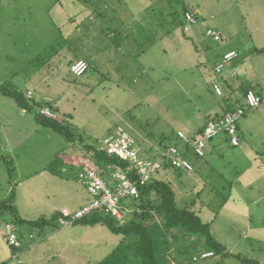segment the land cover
<instances>
[{
    "label": "rangeland",
    "instance_id": "374dc122",
    "mask_svg": "<svg viewBox=\"0 0 264 264\" xmlns=\"http://www.w3.org/2000/svg\"><path fill=\"white\" fill-rule=\"evenodd\" d=\"M186 6H197L200 14L189 32L182 28L185 23L182 8ZM228 7L234 10L220 14L219 9ZM215 9L218 12H214ZM213 12L220 15L214 25L236 22L234 29L241 28L238 6L233 0H0V85L24 95L31 91L33 99L44 105L51 101L61 119L70 114L75 133L83 142L92 137L102 141L119 126L142 142L149 138L153 143L171 145V135L180 129L187 130L193 116L204 117L222 109L208 83L209 71L217 64V59L210 51L200 49L197 40L192 38L194 32V37L197 35L199 41L206 42L202 46L211 44L210 48L216 44L204 36L202 26L210 23L207 17ZM234 29L229 27V30ZM50 49V54L44 56ZM79 58L86 61L88 70L81 77H75L68 66ZM184 85L186 93L181 90ZM16 114L22 115L15 101L0 93V117L11 120L6 127L0 121V148L8 145L6 138H11L10 144L14 142L12 137L19 135L22 167L34 169L49 157L50 166L55 152L72 157L77 149L82 151L81 144H74L72 148L58 133L37 125L32 113L27 112L20 119ZM193 158L189 154L187 159L189 162L197 160ZM0 164L3 166L2 160ZM60 171L59 177L65 180L64 195L59 194L57 186L37 188L35 185V202L41 213L28 218L30 221L51 217L53 206L71 208L76 200L67 195V189L74 188L84 198L88 196L75 165H65ZM42 175L49 178L47 173ZM158 177L156 174L154 178ZM6 178H0V205L6 199L8 185L14 188ZM172 186L177 197L178 186ZM28 188L27 185L19 188L21 209L25 206ZM206 191L200 195L203 201L207 199ZM50 193H55L54 198L43 203L42 195L51 196ZM5 209L3 207L0 217V261L11 248L5 243V223L11 222L16 231L20 230ZM53 223L43 233L39 227H30L36 243L38 237L55 233ZM74 229L75 233L65 232L66 235L59 238L42 240L36 253L27 249L33 243L28 236H24L25 245L21 249H11L15 250V255L21 254V264L32 263L36 254L46 258L63 252L65 257L39 259L33 264H82L80 258L101 260L109 253L112 242L105 227L86 228L85 233L80 227ZM87 235L89 245L85 241ZM105 239L109 242L106 245ZM230 247L249 258L264 260V249L258 246L250 244L240 249L231 244ZM210 261L212 259L201 260L196 264ZM221 264L239 263L232 258L222 259Z\"/></svg>",
    "mask_w": 264,
    "mask_h": 264
},
{
    "label": "crops",
    "instance_id": "0c3cea01",
    "mask_svg": "<svg viewBox=\"0 0 264 264\" xmlns=\"http://www.w3.org/2000/svg\"><path fill=\"white\" fill-rule=\"evenodd\" d=\"M233 2L238 6V15H240L242 23L239 30L234 29L237 24L236 22L214 25L216 17L220 16L219 13H214L218 12L217 9L207 17V19L210 20V23L205 26L202 24V26L205 27L204 36L206 35L207 30H212L221 36L220 42L222 45L218 43L219 41H215L213 38L206 36V38L208 37L207 39L216 44L212 45L213 47L210 48L209 46H211V44L202 46L206 42L203 39H200L199 41L197 35L194 37L195 33L192 32V38L195 41L197 40L199 48L208 50L215 55V58L217 59V64L215 63L216 65L221 62L223 56L227 53L235 52L237 54L234 59L226 64V69H224L225 72L223 75L220 74L218 77L223 97L217 96L213 92L212 87L210 90L215 101H218L220 104V109H222L221 111L214 109L215 114L219 115H209V113H207L204 117L193 116L187 130L180 129L177 130L175 135H171L172 141L170 144L179 148L183 147L181 140L177 137L178 132H183L188 137L196 136L201 132L208 118L222 116L228 111L229 104L231 103H233L234 106L237 104H244L243 90L250 89L255 91L262 98V105L253 111L250 110L251 112H246L247 114L240 121L238 146H232L226 135H218L208 141L205 156L203 158L195 157L197 160L191 162L194 168L192 172H160L157 179H166L171 183L174 182L172 183L173 185L178 186V192H180V195L178 194L179 198L178 196L175 198L178 207L179 204H181L182 207L179 208L190 209L203 223L208 224L211 236L216 242L224 246L228 253L232 255L238 254L249 258L242 255L239 252L240 250L234 251L230 246L231 244H235L241 249L244 246L252 244L258 246L261 250L264 249V0H233ZM185 8L194 12V16L198 22V18L200 17L199 8L197 6H186L183 7L182 10L184 11ZM219 10L221 14L222 12L226 13L228 10H234V8L230 9L228 7L226 10ZM229 27H232L234 30H229ZM224 49L227 50L224 51ZM76 60L83 59H75L74 62ZM213 68L208 74V83L210 86L215 78ZM181 90L183 93H186V85L182 86ZM20 110L22 115H15L18 119L25 117L27 114L26 111L22 109ZM212 113H214L213 110ZM67 116L71 115L69 114ZM0 121L3 123V126L6 127L8 124L7 122H10L11 120H3L2 117H0ZM118 130L127 133L124 128L117 126L116 130L112 132L110 131L104 140L101 141L100 139L92 137V139L88 138V142H97V145H100L101 142L104 143L110 135L115 134ZM127 134L135 141L136 151L145 159H158L162 147L169 146L163 144V142L153 143L149 138L144 139L145 141L142 142L131 136L129 133ZM18 136L19 135L13 136L12 140L14 142L10 144L9 140L11 138H6L5 140L10 147L6 144L4 148H0V160L3 161V166L0 164V178H2V176H5L6 178L7 175L6 180L14 186V188H12L8 185V191L5 193L6 199L4 202L7 200L8 207H10L14 217L12 214L10 215L13 217V220H15V223L18 224V228L20 227V230L16 231V233H18L19 237L22 239V247L25 245L24 236H28V239L33 240V243L29 245V247L27 246V249H33L36 253L40 245L39 243L42 240L59 238L63 234L66 235L65 232L75 233V227H80L83 233H85L84 231H86V228L93 229V227L97 226H81L79 224H74L71 228H64L59 225L58 219L60 217L55 219V216L61 215L62 217L66 214L72 215L90 201L89 194L84 198L82 195L75 192L74 188L72 190L67 189V195L73 197L76 200V203L72 204V207L69 209L67 206H53L50 211H54V214L49 218H43L48 221L49 224L41 228L40 230L42 232L40 233L45 232L53 221L54 223L52 225H54V228L56 229L55 233H47V235L42 238L38 237L37 243L34 241L36 237L34 231L30 229L32 226L21 224V221L30 222V219L28 218L36 217L41 213V211H37L38 208L35 202V199L37 198L35 197L37 196L35 193V185L37 188H39L40 185H45V187L50 184L57 186L59 188V194L64 195L62 185H64L65 180L48 171L49 162L51 161L50 157L40 162L39 164L42 165L39 167L34 166V169H26L22 167L21 141L19 140L20 137L17 138ZM73 146L74 145H72V148ZM101 146L103 147V145ZM83 151L85 150L82 149L81 151L77 149L71 155L76 156L73 154H79V156H82L84 153ZM55 153L52 156L53 158L59 155L57 152ZM5 167L7 168L6 173L4 172ZM76 169L78 171L79 167L77 166ZM43 173H47L49 178L48 176H43ZM55 179L59 182H56ZM21 185L29 186L27 189L25 206L22 209L20 205L21 193L19 190ZM205 189H207L205 194L207 199L203 201V199L200 198V195L203 194ZM85 191L87 193L86 189ZM220 191L226 194L220 195ZM50 194L51 196L46 197L42 195L44 199L42 200L43 203L49 202L51 197L54 198L55 193ZM202 197L205 196L202 195ZM137 199L129 198L121 203L124 207L122 218L118 219L112 216L117 223L124 224L127 220L132 218L134 210L130 209L128 204L130 201ZM2 216L3 211L1 210L0 217ZM155 221L161 226L162 222L156 216ZM10 223H5L4 225L7 232L8 226H14ZM149 224L151 225L152 222H149ZM105 228L107 229V227ZM28 229L30 232L27 231ZM161 230L163 229L161 228ZM7 232L5 234L6 240L4 236L6 244ZM108 232L110 233L108 234L109 240L112 243L111 249L107 255H109L123 239L120 235H113L109 230ZM157 238H159V235H157ZM158 240L161 241L159 255L160 259H163V264H196L198 261H201L197 259L194 260L199 252H211L204 248L203 243H201L199 239L186 238L181 233L176 240H173L172 234L170 233L169 236L165 235L164 238H159ZM85 241H87V245H89V235H87ZM106 242L109 243L105 239L104 245H106ZM15 250L10 248L9 254L7 256L4 255L5 259H2L0 264H21V254L15 255ZM72 250L75 251L73 248ZM107 255L101 260L95 261H90L87 258L80 259L83 261L82 264H98ZM62 256L63 258L65 257L63 252H55L54 255L50 254L46 258H42L39 254H36V257L34 258L35 261L33 262H36L39 259H63ZM209 259H212V261L208 262L209 264H221L223 258L214 254L213 257L208 258V260ZM253 260L264 263V260L259 258ZM205 261H207V259ZM33 262L28 264H33Z\"/></svg>",
    "mask_w": 264,
    "mask_h": 264
},
{
    "label": "trees",
    "instance_id": "16d2710c",
    "mask_svg": "<svg viewBox=\"0 0 264 264\" xmlns=\"http://www.w3.org/2000/svg\"><path fill=\"white\" fill-rule=\"evenodd\" d=\"M185 12H191L194 14V12L189 11L186 8L182 14ZM97 17H99V15H97ZM183 26L184 24H182V28ZM49 52H51V49L47 50L44 56H48L50 54ZM46 53L49 54L47 55ZM74 60L75 59L69 64L68 69H70L72 64L78 61L76 60L74 62ZM249 90L250 89L243 90V100ZM0 93L12 98L20 109L32 113L37 125L40 127L58 133L68 144L74 145L78 143L83 146L85 151H83L84 153L82 152V156H56L54 161L48 166V171L53 175L59 176L61 174L60 168H63L65 165H75L76 167H79V175L84 168H89L95 171L103 180L110 182L115 172H126L130 169L131 165L129 163L124 162L119 158L109 156L106 150L101 146L103 143L100 145H97V142L87 143L85 141L83 142V138L77 137V134L75 133L76 128L73 127L71 116H65L64 119H60L59 121L52 120L40 114L39 111L44 104L39 103L34 99L29 100L26 95L19 93L14 89H6L5 86L2 85H0ZM221 97H223V95ZM47 105L51 106L52 110L60 116L58 109L51 102ZM238 107L245 109V102L244 104H237L235 106L233 103L229 104L227 112L233 111ZM201 132L191 138L200 136ZM167 147H162V150ZM189 154L190 153L187 154V158ZM167 171L180 172L171 166L164 164L163 168L156 174ZM156 174L152 176L149 183L144 185L138 184L139 197L137 200L130 201L128 204V207L134 210L133 216L124 224L117 223L112 215L105 214L103 211L88 216L76 223L81 226L102 225L107 227L113 235L122 236L123 239L118 246L98 264H163V259L161 260L159 255L161 241L158 239L164 238L165 235L169 236V233L172 234L173 240L178 239L180 233L186 238L199 239L201 243H203L205 249L210 250L213 255H218L223 259L233 258L239 264H264L251 258L242 257L238 254L232 255L228 253L226 248L216 242L211 236L208 224L203 223L190 209L178 207L175 201L176 195L172 188V183L166 179L162 180L154 178ZM129 176L131 178H136L131 172ZM8 206L9 205L6 204V202L2 203L0 205V211H3V207H6L5 210L9 211L8 213L12 214L14 217ZM155 216L161 220V226L156 223ZM58 217H61V215L55 216V219ZM149 222H152V224L150 225ZM21 224L43 228L44 226H47L49 222L41 218L30 222L21 221ZM161 228L163 230H161ZM157 235H159V238H157Z\"/></svg>",
    "mask_w": 264,
    "mask_h": 264
},
{
    "label": "built area",
    "instance_id": "2783aa9c",
    "mask_svg": "<svg viewBox=\"0 0 264 264\" xmlns=\"http://www.w3.org/2000/svg\"><path fill=\"white\" fill-rule=\"evenodd\" d=\"M183 19L185 32L190 31L197 23L194 14L191 12H185ZM206 36L213 37L216 41L221 40V36L212 30H207ZM236 56L235 52L227 53L223 56L221 62L213 68L215 78L211 82V87L217 96L223 95L218 77L222 74L226 64ZM87 70V63L83 60H78L71 65L69 72L75 77H81ZM27 92L26 97L29 100L33 99L32 92ZM244 102L245 109L238 107L223 114V116L208 118L201 135L198 137L191 138L183 132H178L177 137L181 140L183 147L169 146L161 150L158 159L141 157L135 149V141L125 132L118 130L115 134L110 135L104 141L103 148L109 156L129 163L131 165L130 169L126 172H115L109 182L103 180L95 171L84 168L79 175V181L85 186L91 199L72 215L66 214L60 217L58 219L59 225L63 227L72 226L79 220L101 211L121 219L124 208L121 203L129 198L137 199L139 197L138 184L149 183L152 176L161 170L164 164L180 172H192L194 168L187 159V154L190 153L198 158L204 157L208 141L218 135H226L232 146H238V125L241 119L247 111L258 108L262 103V99L254 91L249 90L245 95ZM39 112L44 117L52 120L59 121L61 119L49 105H44ZM130 172L136 178H131L129 176ZM7 228V244L13 249H21L22 239L16 233L15 227L8 226ZM210 257H213L212 252H199L194 260H206Z\"/></svg>",
    "mask_w": 264,
    "mask_h": 264
}]
</instances>
